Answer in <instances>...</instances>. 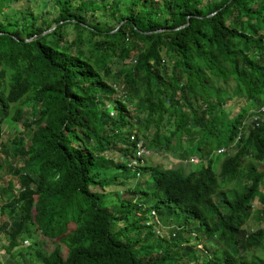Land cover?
Here are the masks:
<instances>
[{
	"label": "trees",
	"instance_id": "obj_1",
	"mask_svg": "<svg viewBox=\"0 0 264 264\" xmlns=\"http://www.w3.org/2000/svg\"><path fill=\"white\" fill-rule=\"evenodd\" d=\"M53 1L0 9V127H23L0 189L5 251L30 238L39 264H264L251 223L264 220V0ZM137 142L179 160L203 152L204 165L134 171L121 158L138 160ZM140 204L174 216L175 236H157Z\"/></svg>",
	"mask_w": 264,
	"mask_h": 264
},
{
	"label": "rangeland",
	"instance_id": "obj_2",
	"mask_svg": "<svg viewBox=\"0 0 264 264\" xmlns=\"http://www.w3.org/2000/svg\"><path fill=\"white\" fill-rule=\"evenodd\" d=\"M75 1V0H74ZM99 1V0H98ZM54 1L51 0V3H53ZM50 3V4H51ZM205 3V1H204ZM30 5L31 9L33 10V12H37L39 10H41V2L40 0H31L30 2L26 1V0H19L17 3L15 2H11V6L8 5L6 2H1L0 1V9L2 10V12H4L5 14H7L6 18H11V14H15V12L17 11V9H21V8H27V6ZM96 13H98V11H96ZM15 16H18V14H16ZM119 64L115 63V66H117ZM116 96V95H115ZM120 97V96H119ZM121 100L122 96L120 97ZM224 106H228L227 110H226V114L227 115H234L236 114V112L239 109V105H235L234 100L230 101H226ZM112 112V111H111ZM1 136H0V145L4 144L5 149L8 150V157L5 156L4 153L0 152V189L6 184L7 179L10 177V175L7 173V166L10 163H20L21 160H17L14 162V160H12L13 155L11 154V149H10V140L19 132V130H23L22 127V122L20 121H14L13 119H11L10 117H7L5 120H3L2 124H1ZM204 139V138H202ZM193 147L195 148V146L193 145ZM212 148H215L214 146ZM232 150V147H231ZM188 153H191L188 151ZM203 152H198V155H202ZM194 156V155H191ZM157 157V159H156ZM190 158V157H189ZM122 159V158H121ZM188 159V158H187ZM187 159L185 160H179L175 154L172 153H165L163 155H148L145 157V162L146 164H153L154 162H158L161 161L162 162V166L165 167H172L175 168L177 166H181L184 165L186 167V171L191 170V169H195V168H199L202 165H204L203 161H199L198 163H194V161H191L190 159L187 161ZM220 160H222V156L220 155ZM124 162H127V159L123 158ZM216 166V167H215ZM214 167L215 170L218 171L219 168V162L218 163H214ZM178 168V167H177ZM182 169V168H181ZM116 171L114 169H111V177L113 176V174ZM96 179H103V180H107V177L105 175L104 171L101 172H93ZM109 173V172H108ZM145 180H148V182L150 181V184L152 183L151 179L149 178V175L144 174L143 175ZM121 179L124 181L125 185H129L128 183H130L133 180V173L129 170L127 172H125L123 175H120ZM15 189L12 192H8L6 197L11 196L13 194H15V192H17L19 190V181L16 178L15 181ZM116 189V188H115ZM264 192V190H262ZM104 192H106L107 194H105V198L107 200L110 199V195L115 196V191L113 188H107L106 190H104ZM119 196H121L124 199H130V192L128 191H123L119 193ZM1 199V197H0ZM261 205L259 203H257V201L254 203V208L258 209ZM163 218L168 217L169 220H172L170 222H166V224L168 223H172L173 228H177L178 226V221H173V217L174 216H167V211L166 209L163 208ZM0 220L1 221H5L6 220V215H0ZM253 219L251 220L252 223V227L253 228H257V225H260L261 227H264V220L262 222H255ZM74 228V224L73 223H69L68 225V231H70L71 229ZM166 230H169V228H165ZM1 236H0V259L3 260L5 262V260H9L11 262H18L19 264H39V261L35 258L34 256V248L32 247V239L28 238V242L27 243H21L18 244L11 252L15 254L14 258H12L10 256L9 253H7L5 251V248L3 247V245H5L7 243V239H6V235L4 234V232H1ZM181 233V231H180ZM190 240L191 242L194 241L193 236H190ZM22 239H24V236L22 237ZM153 240L157 243L158 241L156 240V238L154 237ZM42 241V240H41ZM43 248L45 250H51L56 243V240H46L43 241ZM213 242V241H212ZM211 242L210 245V249L212 250L213 248H215V246H217L216 244H213ZM19 252L22 253V255L19 254ZM264 257V254H261ZM188 261V260H187ZM195 262V261H194Z\"/></svg>",
	"mask_w": 264,
	"mask_h": 264
},
{
	"label": "clouds",
	"instance_id": "obj_3",
	"mask_svg": "<svg viewBox=\"0 0 264 264\" xmlns=\"http://www.w3.org/2000/svg\"><path fill=\"white\" fill-rule=\"evenodd\" d=\"M239 139V136H237V138H236V140H238ZM235 142V141H234ZM145 147V146H144ZM231 147H232V150H231ZM146 148V147H145ZM146 149H148V148H146ZM149 150V153L148 154H146V156H148V155H150V149H148ZM213 150H214V152L213 153H216V154H222V153H224V152H226V151H228V152H230V153H232V152H234V144L233 143H231L228 147H219V148H213ZM152 152V151H151ZM154 153V152H153ZM155 155H156V153H155ZM145 156V157H146ZM145 157H144V159H145ZM156 159H157V157H156ZM191 160V161H194V163H198L199 161H203L202 160V157H200L198 154H196V155H194V156H190V158H188L187 159V161L188 160ZM122 160H123V157H122ZM204 162V161H203ZM145 163V162H144ZM126 164H127V162H126ZM182 167H184V169L186 170V167L184 166V165H181ZM177 167H179V166H177ZM168 168H170V167H168ZM141 205V207H143L144 209H140V212L139 211H137V215H140V214H143L144 212H145V209L147 208V214H148V217H149V219L147 220V222H146V224H148V225H150L151 226V228L153 229V231L155 232V234L157 235V236H160V237H164V238H166V239H170L171 237H174L175 236V234H176V232H177V230L178 229H180L178 226H179V224H178V226H177V228H173V225L174 224H172V223H168V224H166L165 223V219L166 218H161L160 217V215L157 213V211L155 210V209H149V207H148V204H146V205H142V204H140ZM151 211H154L155 212V215H156V217L158 218V222H156V221H154V219H153V215L151 214ZM170 221H172V220H169L168 219V221H166V222H170ZM165 228H169V230H166ZM156 229H159L160 230V232L159 233H157V231H156ZM0 236H1V233H0ZM28 242V239H24L23 241H22V243H27ZM201 246V245H200Z\"/></svg>",
	"mask_w": 264,
	"mask_h": 264
},
{
	"label": "built area",
	"instance_id": "obj_4",
	"mask_svg": "<svg viewBox=\"0 0 264 264\" xmlns=\"http://www.w3.org/2000/svg\"><path fill=\"white\" fill-rule=\"evenodd\" d=\"M261 109L264 110V106ZM133 153L138 157V160H136V159L128 160L127 161V166L132 168L135 171L137 166L144 164V162H145L144 157L146 156V154L149 153V150L146 149L143 145H141L140 142H137V145L134 148V152ZM151 214L153 215L154 221L158 222V218L156 217L155 212L151 211ZM156 231H157V233L160 232L159 229H156Z\"/></svg>",
	"mask_w": 264,
	"mask_h": 264
},
{
	"label": "water",
	"instance_id": "obj_5",
	"mask_svg": "<svg viewBox=\"0 0 264 264\" xmlns=\"http://www.w3.org/2000/svg\"><path fill=\"white\" fill-rule=\"evenodd\" d=\"M53 28H51V29H48V30H46V31H44L43 33H45V32H49L50 30H52Z\"/></svg>",
	"mask_w": 264,
	"mask_h": 264
}]
</instances>
